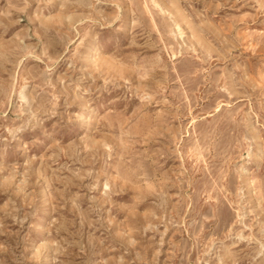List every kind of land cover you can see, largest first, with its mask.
Returning a JSON list of instances; mask_svg holds the SVG:
<instances>
[{"label":"rangeland","instance_id":"obj_1","mask_svg":"<svg viewBox=\"0 0 264 264\" xmlns=\"http://www.w3.org/2000/svg\"><path fill=\"white\" fill-rule=\"evenodd\" d=\"M0 264H264V0H0Z\"/></svg>","mask_w":264,"mask_h":264},{"label":"bare ground","instance_id":"obj_2","mask_svg":"<svg viewBox=\"0 0 264 264\" xmlns=\"http://www.w3.org/2000/svg\"><path fill=\"white\" fill-rule=\"evenodd\" d=\"M96 53H95V51L94 50H89V52H88V54L86 55V59H89V57H91V56H93V55H95Z\"/></svg>","mask_w":264,"mask_h":264}]
</instances>
